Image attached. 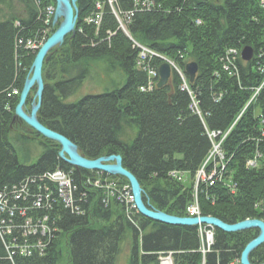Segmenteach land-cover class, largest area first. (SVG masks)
Masks as SVG:
<instances>
[{
  "label": "trees",
  "instance_id": "16d2710c",
  "mask_svg": "<svg viewBox=\"0 0 264 264\" xmlns=\"http://www.w3.org/2000/svg\"><path fill=\"white\" fill-rule=\"evenodd\" d=\"M97 1L78 0L75 35L45 59L39 121L70 139L87 159L122 156L124 168L142 186L144 202L155 211L189 217L188 208L197 205L201 216L227 224L264 221V89L253 99L264 81V0H159L162 9L137 13L128 26L133 40L176 66L163 88L158 82L164 61L152 60L157 77H151L140 65V49L118 31L108 6L99 29L86 22ZM133 1L118 0L123 9ZM50 6L56 7L55 0H0V193L62 170L77 186L75 198L86 197L75 203L81 213L59 198L50 201L52 209H37L34 195L42 185H31L29 200L19 204L27 215L16 216L15 223L32 219L37 224L48 217L54 234L17 243L0 237V264H116L127 239L128 264H160L170 254L174 264H201L199 227L166 225L130 209L125 199L118 200L123 187H130L127 179L75 169L59 158L60 146L47 139L34 163L20 162L16 143L31 139L16 127L15 109L40 47L59 27L45 34ZM108 31L117 33L109 37ZM29 42L39 49L28 48ZM246 47L254 50L249 62L241 57ZM93 61L119 71L123 80L74 100L91 76ZM192 62L199 67L194 82L185 71ZM32 103L30 94L28 113ZM219 144L223 158L208 161ZM202 169L207 176L216 170L213 185L198 178ZM41 195L46 201L44 191ZM214 231L206 264L240 261L259 235L258 230ZM40 239L47 246L43 252L32 248L31 255L17 253L10 260L8 248L19 251L16 244L34 246ZM250 261L264 264V244Z\"/></svg>",
  "mask_w": 264,
  "mask_h": 264
},
{
  "label": "built area",
  "instance_id": "2783aa9c",
  "mask_svg": "<svg viewBox=\"0 0 264 264\" xmlns=\"http://www.w3.org/2000/svg\"><path fill=\"white\" fill-rule=\"evenodd\" d=\"M105 6H108L110 9L111 14L114 16V18L117 21L118 24V31H122L129 39H131L134 42V46L138 49H140V65L148 70V73L151 77H157V71L151 67L152 60L155 57H158L160 59H164V57L158 55L154 51L138 44L135 42L130 35L128 31V26L130 23H132V20L134 19L135 15L140 12H151L155 9H162V4H160L159 0H134L133 4L127 8L123 9L120 7L118 0H103V1H97L95 3L96 13L86 19V22L88 24L94 25L99 29L102 25L103 20V12ZM165 9V8H163ZM55 7L50 6L46 9L47 12V20L45 22L47 28L54 25V12ZM51 13L53 15H51ZM200 23V22H197ZM117 32L108 31L107 34L109 37L114 36ZM36 46L33 42H29L27 47L28 48H35ZM166 61H168L166 59ZM175 69L176 66L171 61H168ZM180 73V71H178ZM264 89V81L262 82L261 86L256 89L255 95L253 99ZM14 94H18L17 91L14 92ZM252 99V100H253ZM251 100V101H252ZM245 109L240 113L236 121L233 123V125L230 127V129L225 133L223 138L225 139L229 133L232 131L233 127L236 125L238 120L243 115ZM264 125V120L262 121ZM264 135V134H263ZM219 156L221 159L223 158V155L220 150V144L214 146V150L209 157L208 161L211 158H215ZM207 161V162H208ZM206 162V163H207ZM250 165H253V162L249 163ZM206 165V164H205ZM199 179L203 181H208L212 185L214 184V180L216 178V170H213L211 175H206L205 171L202 169L199 173ZM41 184V188H44L42 190L39 188V194H35L34 198L35 203L33 204L34 208L37 209H52L51 203L55 204L58 200L57 198L62 199L65 203L67 208H72L76 212L81 213V207H75V203L82 202L84 198L86 197V194L80 195L79 199L75 198V193L77 192V186H75L73 178L66 172L62 170H57L52 173H46L44 175L30 178L26 185L22 186L21 189L16 190L10 194L7 193H0V237L2 239H5L6 237L11 236L14 243H17L19 238H25L27 237H37V238H45V237H52L54 232L50 230L48 225L46 224L48 222V217H45L43 221L38 222L37 224H34L32 219H28L25 223V225H16L15 223V217L16 216H22L26 217L28 210H23L24 207H20L19 204L25 203L29 200V197L31 195V185L35 184ZM97 186L101 185V181H97ZM18 189V188H15ZM35 191V190H34ZM44 191L45 193V200H43V195L41 193ZM37 195V197H36ZM51 198H53L51 200ZM123 199L126 200L127 205H129L130 209L137 210L135 203H134V197L131 191V187L128 185H125L122 189V193L118 197V200L122 201ZM11 200L14 201V203L11 202ZM18 204V207H17ZM45 206V207H44ZM138 211V210H137ZM189 217H200L201 214L199 212V209L196 206H192L188 208ZM199 237H200V249L198 250L199 253L202 255V262L201 264H206V258L207 254L211 252V249L215 243V228L214 227H208L205 225H199ZM16 249L19 251H12L10 248H8L10 260L13 259V256L17 253H20L21 255H31V252H29L30 249L34 248L37 251L43 252L44 249H46L45 243L40 239L36 245H15ZM197 252V251H196ZM160 264H174L173 259L171 257V254L165 258L161 259ZM232 264H241V261L234 262Z\"/></svg>",
  "mask_w": 264,
  "mask_h": 264
},
{
  "label": "water",
  "instance_id": "95a60500",
  "mask_svg": "<svg viewBox=\"0 0 264 264\" xmlns=\"http://www.w3.org/2000/svg\"><path fill=\"white\" fill-rule=\"evenodd\" d=\"M56 13L54 18V26L59 24L58 29L50 36V38L40 47L35 61L30 69V73L26 78L19 103L15 109V116L22 120L26 125L32 128L43 138L57 143L61 150L59 158L74 167L75 169H84L88 171H98L112 176H119L127 179L130 184L134 197V203L138 212L153 221L171 226L181 227H198L205 225L215 227L225 233H238L246 230H258L259 235L251 241L244 249L241 255V264H252L250 255L264 244V221L259 219H247L236 224H227L215 217H176L164 212L155 211L148 207L143 199V189L137 177L123 166V159L120 155H111L101 157L96 160H90L83 157L78 147L64 135L57 133L44 126L38 119V112L42 105L43 93L45 89L43 78V66L49 52L64 44L67 36H74L76 26L79 19L78 0H55ZM241 57L243 61L249 62L254 57V50L246 47L242 50ZM164 63L159 67L158 88H163L169 82L172 74V65L164 58ZM186 74L189 76L190 82H194L199 71L198 64L189 63L186 66ZM36 87V94L32 103L31 111H26V105L32 90Z\"/></svg>",
  "mask_w": 264,
  "mask_h": 264
},
{
  "label": "rangeland",
  "instance_id": "374dc122",
  "mask_svg": "<svg viewBox=\"0 0 264 264\" xmlns=\"http://www.w3.org/2000/svg\"><path fill=\"white\" fill-rule=\"evenodd\" d=\"M56 10V7H55ZM54 12V17H55ZM51 15H53L51 13ZM45 26H48L45 24ZM52 26L48 27L47 31H45V34L48 35L49 31H51ZM36 49H39L40 46H34ZM107 71V67L103 62L100 61H93L91 62V76L87 80V82L84 84V87L82 88L81 92H79L76 95V98L74 100L81 99L83 96L89 93H100L103 92L105 88L107 89H113L115 86H117L119 83L122 82L121 73L119 71L116 72H110ZM45 84V82H44ZM36 88V87H35ZM36 90H33L31 93V97H35ZM73 99V98H72ZM28 106V105H27ZM26 106V111L30 109V107ZM32 107V104H31ZM16 127H20L22 133H26L30 141H23L16 143L18 156L20 159V162L24 165H31L34 163L40 155H42V152L44 150V143H46L45 138H43L41 135L37 134L32 128H30L28 125H26L22 120L17 118L16 121ZM18 132V131H17ZM34 132L37 134H34ZM32 137V138H31ZM34 138V140H33ZM55 143V142H54ZM57 144V143H56ZM58 145V144H57ZM130 240L127 239L124 244H122L121 252L117 258L116 264H128L129 260V246ZM66 262V261H64Z\"/></svg>",
  "mask_w": 264,
  "mask_h": 264
}]
</instances>
